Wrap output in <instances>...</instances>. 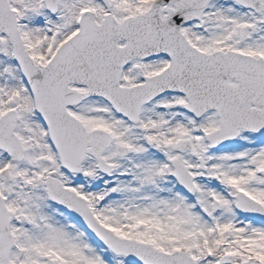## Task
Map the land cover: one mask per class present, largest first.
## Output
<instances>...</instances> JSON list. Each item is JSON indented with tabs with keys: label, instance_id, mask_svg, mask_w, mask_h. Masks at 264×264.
Returning a JSON list of instances; mask_svg holds the SVG:
<instances>
[{
	"label": "snow or ice",
	"instance_id": "obj_1",
	"mask_svg": "<svg viewBox=\"0 0 264 264\" xmlns=\"http://www.w3.org/2000/svg\"><path fill=\"white\" fill-rule=\"evenodd\" d=\"M0 264H264V0H0Z\"/></svg>",
	"mask_w": 264,
	"mask_h": 264
}]
</instances>
